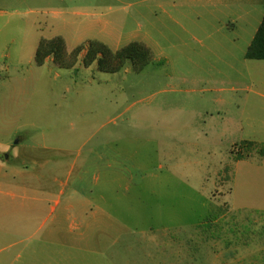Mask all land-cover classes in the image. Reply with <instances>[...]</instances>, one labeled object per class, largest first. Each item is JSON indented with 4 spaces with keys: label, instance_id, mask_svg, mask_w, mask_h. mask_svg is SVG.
<instances>
[{
    "label": "rangeland",
    "instance_id": "374dc122",
    "mask_svg": "<svg viewBox=\"0 0 264 264\" xmlns=\"http://www.w3.org/2000/svg\"><path fill=\"white\" fill-rule=\"evenodd\" d=\"M202 4L172 20L140 0H0V264H264V61L244 58L264 6L235 23ZM55 37L104 44L115 71L83 67L86 48L35 65ZM132 42L140 71L119 65Z\"/></svg>",
    "mask_w": 264,
    "mask_h": 264
},
{
    "label": "trees",
    "instance_id": "16d2710c",
    "mask_svg": "<svg viewBox=\"0 0 264 264\" xmlns=\"http://www.w3.org/2000/svg\"><path fill=\"white\" fill-rule=\"evenodd\" d=\"M86 48L85 55L82 58V66L90 67L96 63V68L101 72H113L116 67L113 66V53L102 43L90 41L87 46L79 45L70 54L66 52L64 41L60 37L50 40L41 39L34 54V63L42 66L46 59L52 58V62L60 67L70 69L77 63V58L83 49ZM119 65L129 61L135 71H140L145 64L151 60V52L144 45L132 42L125 46L118 53ZM115 57V56H114ZM117 58V57H115ZM246 60L264 61V15L257 28L249 46L244 54ZM253 146V143H246ZM264 148L260 150L259 155L263 156Z\"/></svg>",
    "mask_w": 264,
    "mask_h": 264
},
{
    "label": "crops",
    "instance_id": "0c3cea01",
    "mask_svg": "<svg viewBox=\"0 0 264 264\" xmlns=\"http://www.w3.org/2000/svg\"><path fill=\"white\" fill-rule=\"evenodd\" d=\"M204 1L206 0H140V2L142 3L150 2L152 8L151 14H154L156 11V13L159 14L160 12L162 16H167L171 19L175 18L176 16H184L183 11L181 10L185 7L188 8V10L190 8H193V10L203 8L202 2ZM207 2L210 4V6H213L215 9H218V12L221 15L235 16V21H234L235 23L238 21H242L244 18H245L244 19L245 23H248L252 19H255L254 12L256 11V8L258 6H264V0H207ZM193 13L198 15V13L196 12ZM249 61H255V60H249ZM258 93H259L258 96L264 97V91ZM242 142L253 143L254 145L262 144V143H257L256 141L251 139L244 140ZM261 158L262 159L264 158V154L263 156H261ZM103 160L105 162L104 167L108 171V173H112L113 175H117L119 173V169L121 166L119 165L120 163L118 164L116 161H120L121 158L117 156H109V157H105ZM244 161L245 158L244 159L241 158L236 160L235 163L236 165H238L240 163H243ZM105 173L107 172L105 171ZM113 182H115V180ZM104 191L105 190H103V192ZM56 204H58V202H56ZM76 206L78 205H75V203L72 201H69V203L66 205L65 212L69 214L68 219H72V221L74 220L73 223L76 224L88 223L87 220L91 221V219L87 218V217H91L89 213L85 212L84 215L83 213L80 214ZM92 223H94V220H92Z\"/></svg>",
    "mask_w": 264,
    "mask_h": 264
}]
</instances>
